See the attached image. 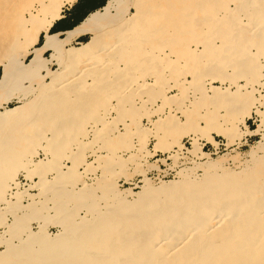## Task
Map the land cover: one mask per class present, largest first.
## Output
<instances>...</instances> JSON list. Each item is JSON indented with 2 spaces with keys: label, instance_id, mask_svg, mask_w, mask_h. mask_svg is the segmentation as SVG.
<instances>
[{
  "label": "bare ground",
  "instance_id": "bare-ground-1",
  "mask_svg": "<svg viewBox=\"0 0 264 264\" xmlns=\"http://www.w3.org/2000/svg\"><path fill=\"white\" fill-rule=\"evenodd\" d=\"M76 1L0 0V228L4 229L0 264H264V140L251 148L243 169L231 172L226 164L239 165L240 154L214 161L193 135V147L187 151L192 168L179 172L176 181H154L146 175L150 169H144L137 192L120 189L115 181L139 161L133 152L119 167L98 155L97 159L110 161L104 163L110 166L106 168L111 176H100L97 186L81 181L76 163L63 170L53 160L78 144L79 132L90 120L96 122L89 130L94 136L97 131L100 137L109 136L105 117L113 112V100L118 112L132 118L138 115L139 110L130 109L136 104L130 101L133 106L128 107L133 86L141 96L136 93L133 98L137 96L135 101L143 108L149 102L142 98L146 89H155L156 79H167L170 72L183 71V62L193 68L207 63V76L221 85L205 88L198 82L206 73H197L188 84L193 95L183 83L181 93L172 100L190 93L198 107L206 102L226 107L242 98L247 105L238 123L245 130L218 133L230 140L251 135L264 138V82L249 91L236 84L237 79L249 84L253 75L264 71V0L233 1L235 10L226 0H108L101 11L62 39L52 35L64 9ZM122 1L131 3L126 19L117 16ZM194 3L197 7L189 13L187 7ZM84 35H90L89 41L75 48L73 42ZM183 43H202L204 56ZM216 43H221L220 52L213 47ZM48 52H52L50 59L44 57ZM50 64L57 65L58 72L51 71ZM146 79H155V88ZM25 81L29 86H24ZM158 93L151 98L163 106L156 110L159 119L150 121L149 131L141 126L137 130L159 141L169 129L182 126L174 116L180 108L171 109V99ZM252 93L261 94L260 99ZM13 101L18 104L11 108ZM90 107L97 110L96 117ZM169 108L171 112L163 116ZM254 113L260 124L251 130L246 121ZM29 129L36 139L28 138ZM42 139L54 143L45 147L38 144ZM172 140V146L182 148L180 138ZM210 140L209 144L218 146L215 139ZM31 141L44 151V159L34 160L35 151L28 146ZM22 143L28 144L21 147ZM173 150L168 151L169 158L175 161L180 153ZM144 155L154 153L146 150ZM20 172L27 177L29 189L16 181ZM49 173H54L52 179ZM32 188L36 194L30 192ZM6 216L12 218L11 224ZM32 222L39 225L37 231L32 230ZM52 225L59 227L57 234L48 232L47 226Z\"/></svg>",
  "mask_w": 264,
  "mask_h": 264
},
{
  "label": "rangeland",
  "instance_id": "rangeland-1",
  "mask_svg": "<svg viewBox=\"0 0 264 264\" xmlns=\"http://www.w3.org/2000/svg\"><path fill=\"white\" fill-rule=\"evenodd\" d=\"M78 1V0H77ZM76 1V2H77ZM212 2H220V0H211ZM225 1V0H224ZM230 1H236V0H226L225 3H227V5H229V7L232 9V10H235V3H231ZM75 2V3H76ZM230 2V3H229ZM216 3V4H218ZM194 5V6H193ZM196 4H191L190 7H187L188 9H190L189 13L193 12L192 9H194L195 7H197V5L195 6ZM214 5V4H213ZM193 6V7H192ZM67 8V7H66ZM65 8V9H66ZM121 8V9H120ZM64 9V10H65ZM197 9V8H196ZM195 9V10H196ZM131 11V3H128L126 5L123 4V1L120 3V6H119V13H118V18L120 19H126L128 16H129V12ZM196 12V11H194ZM197 13V12H196ZM195 13V14H196ZM203 15L198 14V17L196 15V17L198 18L199 20V17H202ZM201 19V18H200ZM63 37L60 36V39H62ZM191 38V37H189ZM89 41V40H88ZM87 41V42H88ZM82 43H86V42H82ZM81 43V44H82ZM190 45L189 49L191 50H194L196 51V53L200 55V57L202 58L204 56V48H203V45L202 43L200 44H197V43H183L182 45ZM73 45V44H72ZM155 46L159 45V43H154ZM75 48H78L80 47V44L79 45H73ZM200 46V47H199ZM165 47V46H164ZM182 47H185V46H182ZM160 48V47H158ZM157 48V50H159ZM63 49H69L68 46H64ZM166 51L169 50L168 48H164ZM254 49V48H253ZM253 49L251 50L253 53ZM255 50V49H254ZM199 51V52H198ZM208 54L207 56L210 54L209 51H207ZM256 52V51H255ZM51 55H52V52H48V53H45L44 54V57L47 58V59H50L51 58ZM206 56V57H207ZM197 58V57H196ZM30 59V57H28L24 62H28V60ZM207 59V58H205ZM212 59V58H211ZM175 60V59H174ZM210 60V58L208 59ZM185 61V60H183ZM198 61V60H197ZM126 64V63H125ZM207 64V63H206ZM206 64L204 63H201V64H197L196 67L193 68V64H191L190 62H183V65H184V70L183 71H180L179 73H173V72H170L171 74H169L170 76L167 78V79H161V80H158L156 79V81L158 82V85H156V81L155 79H146L145 81L153 84V85H150L152 88H155V89H152L147 90V93L146 95L144 94L142 96L143 99L145 100H148L149 102H147V104H145V107L142 108V104L139 105V108H138V112L137 114L138 115H142L141 117H146L148 119V122L150 124V126H152V124L150 123V121H154L153 118H152V115H157L158 116V113L156 112V110L158 109V106L161 105V103L157 102V100L153 103V95H156L158 92V94H160L161 92L166 96L168 97L169 96V93L171 92H175V93H181V89L184 88V86L180 87L183 83L184 85L188 88L190 87L188 84L192 83L193 79H187L186 77H193L195 75H197V73L199 75L203 73H206L204 74V78L202 80H199L198 84H202L203 87L205 86V88H208L212 85L214 86H220L221 83L219 82V80H216V81H213L211 79V77L207 76L208 75V70L205 69V66ZM122 66L121 67H124V63L121 64ZM193 65V66H192ZM204 65V66H203ZM171 67H173V65H171ZM49 68H51L50 70L51 71H55V72H58L59 70V67L55 64H50L49 65ZM264 70V68H262ZM261 69V70H262ZM186 71V72H185ZM205 71V72H204ZM232 71H234L232 69ZM231 72L230 70L228 71V73ZM43 73H45V71H43ZM184 73H188V74H184ZM166 74V73H165ZM163 74V75H165ZM241 73L237 71V75H240ZM175 75V76H174ZM233 75H236V71L233 72ZM261 76H254L250 79V83L248 84V80H244V79H237L236 80V84L239 85V86H246V90L249 91V89L251 87H259V84L263 83L264 82V71L262 74H260ZM172 76V77H171ZM179 81V82H178ZM182 81V82H181ZM127 82V80L125 81ZM181 83V84H180ZM187 84V85H186ZM154 85H156L155 87H153ZM24 86H29V82L28 81H25L24 82ZM207 86V87H206ZM259 89V88H258ZM135 90V94L137 93V95L141 98V96L139 95L140 91L138 90V87L137 86H133L132 88V92ZM155 90V92H154ZM194 90L190 89L187 90V92H193ZM154 92V93H153ZM251 92V91H250ZM153 93V95H152ZM156 93V94H155ZM161 93V94H162ZM177 93V94H178ZM253 94V95H252ZM251 95L254 96V99L256 98H259V95L261 94H257V93H252ZM193 95V93H192ZM192 95L189 93L188 96L185 95V97H181V100H174V103L177 105L176 107L180 108L178 109V111L175 113V119L179 121V119L181 117H184L186 119V123L182 126V129H169L168 132H170L169 134H165L164 137H170L172 139H176V138H180V142L182 143L183 139L184 138H187V137H195V135L197 136L198 139L201 140H205L208 144L210 143V139H212L214 141V137H213V134H217L219 137H223L225 138L227 141H228V144H227V147H228V150L226 151H222L221 153L217 154V155H214L212 156V160H216L218 161L221 157L223 156H226L227 158H231V156H235L237 154H240V159L238 161V164L239 165H236L234 164L233 162L229 161L226 165H227V168L230 169L231 172H239L241 169H243L245 166H246V162L248 160V157H249V152L251 150V148L257 144V142L259 141H262L264 140V138H262L261 136L259 135H251L252 138L249 139V145L243 147V148H236V146H239L242 144V141L244 138H249L251 136H244L241 140H238V138H234L233 140H230L229 138H227L226 136L224 135H220L218 132L219 130H222V131H227L229 133H235L237 132L238 130H245V127L241 126L238 121H239V114L241 113L242 110L245 109V102L242 98L238 99V101H234L232 100V102H230L231 105H228L225 107H221L220 105H210L209 103L206 102V104H202L203 106L202 107H198V105H196L195 103V100L192 98ZM149 96V97H148ZM93 99H95V96H92ZM178 97V96H177ZM176 97V98H177ZM155 98V96H154ZM159 98V97H158ZM116 100V99H115ZM172 99L170 101H173ZM95 100H93L92 102H94ZM169 101V103H170ZM139 102V101H138ZM151 102V103H150ZM18 103L16 101H13L12 103L9 104V106L12 108V107H15ZM181 104V105H180ZM233 104V105H232ZM112 109L111 111H113L112 113L109 114V117L108 115L105 117V119L108 118V122L112 120V118H114L115 116L117 117V113H119L117 110H116V107H117V103L116 101L113 100L112 102ZM244 105V106H243ZM110 106V105H109ZM138 106V105H137ZM111 107V106H110ZM160 107H163L162 105ZM256 107V105H255ZM91 110H93L94 108L93 107H90ZM150 108V109H149ZM206 108V109H205ZM214 108H216L218 111H214ZM229 111H228V109ZM241 108V109H240ZM264 108V107H262ZM211 109V110H210ZM119 110H123V109H119ZM141 110V113H139ZM145 110V111H144ZM231 110V111H230ZM95 111V109H94ZM109 111V112H111ZM142 112H144L142 114ZM151 112V113H150ZM167 113H170V111H165L163 113V116ZM98 114L97 110L95 112H93V116L96 117ZM105 114V113H104ZM160 114V113H159ZM180 114V115H179ZM170 118L168 120H171V116H169ZM252 117V116H251ZM238 118V119H237ZM97 120L99 118H96ZM84 121V119H83ZM113 121H116L115 119H113ZM146 121L143 122V124H145ZM180 122V121H179ZM200 122H204L205 123V126H202L200 127ZM259 122H260V118H259ZM257 122L256 125H259L260 123ZM92 123H96L95 121L93 120H90L88 122H86L83 127L81 128V131H82V134L79 132V136L78 137H82V138H78L79 139H83V142L82 143H78L77 145H70L71 147H69L68 149H66V151H64L62 153V155H59L58 157H55L53 158V160L57 163L60 164V166L62 167L63 170H67L68 166L69 165H65L63 164V162H68V163H72V164H75L76 167L78 168L77 170V173L80 175V172H82V175L80 177L81 181H84L90 185H94V182L95 185L97 186L99 184V182L97 183L98 181V178H100V176H105L106 174L108 176H111V173L110 171L106 168V165L104 163V161H106L107 159H104V160H101L100 158H96L98 155H99V152H95V153H92L91 154V158H94L92 159V161L90 160V158L88 159V156L84 155V150H85V147H86V144H85V141L88 140L91 136L95 137V138H99L100 135H97V132L95 133L96 136L93 135V133H91L89 130H91V127L94 126ZM123 124L122 122H120V125ZM251 127L249 129L251 130H255L257 129L258 126H256L255 124L251 123ZM60 126V125H59ZM144 126V125H143ZM230 126V127H229ZM236 126V127H235ZM125 127V129L128 131L129 130V126H127L126 124L123 126V128ZM142 127V125H141ZM148 127V126H147ZM151 128V127H150ZM196 132H194L195 130ZM237 129V131H236ZM97 130V129H96ZM95 130V131H96ZM200 130V132H198ZM29 131H31V129H29ZM46 132V130H45ZM141 132V133H140ZM31 136H28L29 139H36L34 138L35 136V132L33 133L31 131ZM89 133V134H88ZM139 141H138V146L135 148L138 150L137 151V154L135 155V153L131 152L135 158V160H139L137 163H133L131 166H129L130 169H128L127 167V172L126 174H120L122 175L123 177H127L126 179H121L122 177L120 175H118L115 179L116 181V184L118 186V188L120 189H127V188H134V190L137 192L140 190V185L142 183V176L143 174L141 173H144L146 171H144V167L147 166L148 164V169H150V171H148V173L146 174L148 177L152 178L154 181H158V179H162V180H165V181H176V179L178 180L180 177L177 175L179 172L183 171V170H188V169H191L192 168V164H191V156H185L187 158L185 159H182L183 160V165L180 164L177 160H175L173 163H168L167 164V168H169L170 170L166 171V172H161L162 170H160V168L158 167V163L162 162V163H166V161H158V163L154 164V165H150V161L153 163L154 161L152 160V158L150 159L151 156L149 157H145L144 155V152L146 150H148V141L149 139H151L152 137H148L146 134H143L142 131H139ZM186 133V134H184ZM193 133V134H192ZM196 133V134H195ZM192 134V135H191ZM179 135V136H178ZM33 136V137H32ZM46 137L49 139H52V136L49 135L48 133H46ZM261 138V140H260ZM174 141V140H173ZM241 141V142H240ZM264 142V141H263ZM52 143H54V141H50L48 142L47 140H44L42 139L40 142H38V144H41V145H44L45 147H48L49 146H52ZM230 143V144H229ZM235 143V144H234ZM26 144L28 143H22L21 147H25ZM30 147V150L31 149H34L33 151L34 152V160L35 161H39L41 159H44L46 156H45V153L44 151L42 150H39L37 149L38 146L36 147V143H33V141L29 142V145ZM28 147V148H29ZM78 147V149L80 148V153H78V155H74V157H69L68 155H70L69 153H73L74 152V149H76ZM84 147V148H82ZM171 149L169 150L170 153H171V150H173L175 148V145L170 147ZM29 150V151H30ZM128 152L130 153L131 149H127ZM149 151V150H148ZM150 152V151H149ZM206 152V151H205ZM151 153V152H150ZM170 153H168L170 155ZM208 153V152H207ZM65 154V155H63ZM209 154V153H208ZM131 156V154H129ZM140 155H141V158H140ZM210 155V154H209ZM248 155V156H247ZM63 156V157H62ZM68 156V157H67ZM62 157V158H61ZM79 157V158H78ZM77 158V160L75 159ZM128 158V157H126ZM163 157H159L158 159H161ZM131 159H127V161H130ZM246 160V161H244ZM103 163H102V162ZM187 161V162H186ZM244 161V162H243ZM107 163L110 162V161H106ZM240 162V163H239ZM132 163V162H130ZM245 163V164H244ZM94 164V165H93ZM143 164V165H142ZM233 164V165H232ZM242 164V165H240ZM91 165V166H90ZM99 165V166H98ZM138 165V166H137ZM140 165V166H139ZM109 165H107L108 167ZM144 166V167H143ZM150 166H155L157 168H159L158 171H155L154 169H151ZM238 168H237V167ZM65 167V168H64ZM110 167V166H109ZM135 167V171H134V176L133 175H130L129 173L131 172V169ZM226 167V166H225ZM236 167V168H235ZM240 167V168H239ZM140 168V169H139ZM239 169V170H238ZM147 170V168H146ZM153 170V171H152ZM107 171V172H106ZM144 171V172H143ZM70 172H72V170H70ZM92 172V173H91ZM177 172V173H176ZM137 173V174H136ZM203 172L201 170H197V174L201 175ZM218 174H222V170H218L217 171ZM51 174V175H50ZM53 174L54 173H49L48 174V177L49 178H53ZM23 176L26 180H27V177L25 176L24 173H19L18 176L16 177V181L19 182L21 184V188L22 189H29L28 186H29V181L27 180V184L24 185L22 182H21V177ZM77 176V174H76ZM83 176V177H82ZM97 176V177H96ZM137 176V177H136ZM131 177V178H130ZM136 177V178H135ZM34 178V177H32ZM129 178V179H128ZM121 179V180H120ZM132 179V180H131ZM95 180V181H94ZM120 180V181H119ZM127 181V182H126ZM91 182V183H90ZM131 183V184H130ZM78 184V185H77ZM76 186H79V183H77ZM27 187V188H26ZM30 192H32L33 194H36V192H34V189L32 188V190H30ZM11 193V192H10ZM26 202V201H25ZM28 218V217H27ZM6 220V223H12V218L11 217H5L4 218ZM29 219V218H28ZM48 219V218H47ZM38 224L36 222H32L31 223V228L32 230L34 231H37L38 230ZM47 230L49 233L51 234H57L58 231H59V227L58 226H55V225H52V226H47ZM4 231V229L0 228V235L2 234V232ZM3 249L0 248V252L2 251Z\"/></svg>",
  "mask_w": 264,
  "mask_h": 264
},
{
  "label": "crops",
  "instance_id": "crops-1",
  "mask_svg": "<svg viewBox=\"0 0 264 264\" xmlns=\"http://www.w3.org/2000/svg\"><path fill=\"white\" fill-rule=\"evenodd\" d=\"M107 3H108V0H78L74 5L67 7L63 11L62 18L60 20H58L53 25L50 33L52 35H59L61 37H65L67 33L71 32V31L75 30L77 27H79L91 14H93L97 11H101L106 6ZM88 39H90V35L81 36L73 42V45H79ZM216 45L214 44L213 47L214 46H215V48L217 47L216 49L219 50V52H220L221 43L220 44L216 43ZM231 74H232L231 72L228 73V75H231ZM186 78L192 79V77H190V76L186 77ZM202 78H204V77L202 76ZM177 93H175V92L169 93L168 98L169 99L175 98L176 96H178ZM134 94H133V96H134ZM133 96L131 95L128 97V101H129V103L127 102L128 107L130 108V106L132 105L131 103L133 102L134 104H136V106L132 105L133 107H131L130 109L134 108V110H138L135 108V107L139 108L138 103H136L137 101H135L138 97L135 96L133 98ZM130 101H132V102H130ZM245 105H247V103ZM170 106L172 107L171 109H173V110L177 109V107H175L177 105H175V103H172V101H170ZM168 110H170V108ZM127 114L128 113L125 111H120L117 114V117L115 116L114 118H112L111 121L106 122L107 126L111 129V130H109V133H110L109 136H104V137H100V138H94L92 136L89 138V140L85 141L86 147H85L83 154L88 156V159L90 158V160L92 161V159H94V158L90 157L91 154L95 153V152H99L100 156L107 157L110 160L115 161L117 167H119L123 163L122 159L128 157V155H129V152L127 149H131L130 152L133 151L135 153V155L137 154L138 150L135 148V146L136 147L138 146V141H139L138 140L139 139L138 138L139 137V133H138L139 130H137V129H138V127H140L142 125L143 129H146L147 131H149L151 126H150L148 119L146 117H141V115H136L135 117L132 118L131 115H127ZM152 118L154 121H157L159 119L157 115H152ZM113 119H117V120L113 121ZM119 119H120V121H119ZM144 121H147L148 124L146 125V122H145V124H143ZM176 121L177 122L180 121L181 125H184L186 123V119L184 117H181L179 119V121L178 120H176ZM120 122H122L123 124L120 125ZM112 123H113V125H111ZM125 124L130 127L128 131L125 129V127L123 128V126ZM199 126L200 127L205 126V123L200 122ZM163 132H164V130H163ZM213 137L216 138V137H218V135L214 133ZM220 138H223V137H220ZM76 142L82 143L83 139L77 140ZM172 142H173L172 138H170V137L165 138L163 135L161 136V139H159V141L154 139V138L149 139L148 146H147L148 150L151 153H154V155L152 157H150V159L152 158V160L153 159L155 160V161L153 160L154 161L153 163L150 161L151 165L158 163L157 162L158 158L161 157L163 154L169 153L168 151L171 149L170 147L172 146ZM105 146H106V149L102 150V148ZM78 153H79V150H78V148H76V149H74L73 153L70 152V155L71 154L74 155V154H78ZM63 164L68 165L69 163L63 162ZM163 166L164 165H162L161 162L158 163V167L160 168V170H164ZM146 168H148V167L147 166L144 167V169H146ZM154 170L158 171L157 169H154ZM134 171H135V167H133L131 169V172L129 174L133 175ZM121 179L122 180L126 179V177H122Z\"/></svg>",
  "mask_w": 264,
  "mask_h": 264
},
{
  "label": "built area",
  "instance_id": "built-area-1",
  "mask_svg": "<svg viewBox=\"0 0 264 264\" xmlns=\"http://www.w3.org/2000/svg\"><path fill=\"white\" fill-rule=\"evenodd\" d=\"M250 122L256 125V123L259 122V116L256 113H254L252 115V117L246 121V123L248 125V128L251 127ZM147 124H148V122L146 121V125ZM256 126H258V125H256ZM250 138H252V136L249 137V138H244L243 141H242V144L240 146H236V148H243V147L249 145V139ZM214 139H215V141H217V144H218L217 147H215L214 145L208 144L205 140H201L200 141V143L203 144V151L208 152L211 155V157L214 156V155H217V154L221 153L222 151L228 150V147H227L228 141L225 138H220L218 136V137H216ZM192 147H193V138L187 137V138H184L183 139V141H182V148L181 149L175 148L173 150V154H178V152L180 153L179 156H178V159H177V161L180 164L183 165L184 162H183L182 159L184 158V156H189L187 154V151L189 149H191ZM161 157H163V158L158 159V161H162V160H165L166 161L165 164L161 162L162 165H164L163 166L164 167V170L161 171V172H166V171L170 170L169 168H167V164L168 163H173L174 162V159L169 158V154L168 153L163 154ZM19 178H21V182L24 185H26L28 183L27 180L23 176H21ZM13 189L16 190L15 187Z\"/></svg>",
  "mask_w": 264,
  "mask_h": 264
},
{
  "label": "trees",
  "instance_id": "trees-1",
  "mask_svg": "<svg viewBox=\"0 0 264 264\" xmlns=\"http://www.w3.org/2000/svg\"><path fill=\"white\" fill-rule=\"evenodd\" d=\"M88 40H86L85 42H87ZM43 41H44V36H41V38H40V45L43 43ZM0 73H2V71H0Z\"/></svg>",
  "mask_w": 264,
  "mask_h": 264
}]
</instances>
